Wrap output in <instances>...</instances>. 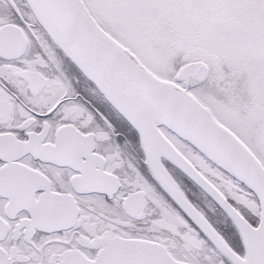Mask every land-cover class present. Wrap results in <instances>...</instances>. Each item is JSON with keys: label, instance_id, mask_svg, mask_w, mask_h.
<instances>
[{"label": "snow or ice", "instance_id": "1", "mask_svg": "<svg viewBox=\"0 0 264 264\" xmlns=\"http://www.w3.org/2000/svg\"><path fill=\"white\" fill-rule=\"evenodd\" d=\"M0 264H264V0H0Z\"/></svg>", "mask_w": 264, "mask_h": 264}]
</instances>
